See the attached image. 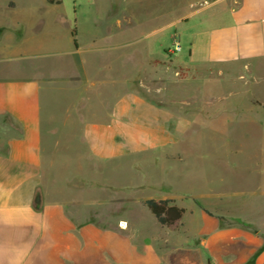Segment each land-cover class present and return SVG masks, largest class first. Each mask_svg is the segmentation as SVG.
Returning a JSON list of instances; mask_svg holds the SVG:
<instances>
[{"label": "crops", "instance_id": "0c3cea01", "mask_svg": "<svg viewBox=\"0 0 264 264\" xmlns=\"http://www.w3.org/2000/svg\"><path fill=\"white\" fill-rule=\"evenodd\" d=\"M195 14L198 27L187 60H146L153 72L148 79L160 85V93L169 83L192 90L199 78L209 85L246 80L244 74L254 82L256 76L264 80V0H213L197 6ZM80 65L79 79L0 75V264H264V225L231 217L222 224L199 209L201 227L186 257L183 243L172 242L182 233L174 226L159 225L168 237L137 242L127 213L149 198L136 199L134 183L104 174L126 171L129 165L119 160L134 153L177 142L178 130L169 131L168 124L182 123V109L176 104L172 112L167 96L147 99L129 87L104 113L105 120L99 100L93 111L83 108L82 116L73 108L85 105L83 100L63 105L49 99L56 110H42L43 85L51 91L89 81L85 61ZM169 65L187 76L166 79ZM95 83L89 85L95 88ZM199 244L207 247L205 257Z\"/></svg>", "mask_w": 264, "mask_h": 264}, {"label": "rangeland", "instance_id": "374dc122", "mask_svg": "<svg viewBox=\"0 0 264 264\" xmlns=\"http://www.w3.org/2000/svg\"><path fill=\"white\" fill-rule=\"evenodd\" d=\"M212 1L60 0L59 4H49L46 0H0L3 78L46 79L55 74L79 79L80 59L85 61L83 69L89 81L51 91L43 85L42 110H56L57 106H48L49 99L63 105L83 100L85 105L73 108V113L79 111L82 116L83 108L93 111L99 100L100 118L105 120L104 113L129 87L147 99L167 96L172 112L180 105L182 123L168 124L169 131L178 130L177 142L119 160L129 168L115 176L105 172L104 178L134 183L136 199L167 197L185 209L184 217L172 225L183 233L172 242L183 243L185 257L201 227L199 210L218 217L222 224L225 217H231L250 218V223L264 225L261 76H256L257 82L244 74L246 80L235 77L213 85L199 78L187 91L169 83L162 93L160 85L148 79L153 72L147 69V58L187 60L189 40L198 27L197 6ZM186 16L188 20L183 19ZM174 41L181 46L180 52H173ZM161 73L164 76V71ZM166 76L178 80L187 75L175 73L169 65ZM90 80L96 82L95 88L89 85ZM161 153H168V160L161 158ZM127 214L135 226L137 242L149 243L144 240L151 236L168 237L142 202ZM199 248L200 257H205L207 247L199 244Z\"/></svg>", "mask_w": 264, "mask_h": 264}, {"label": "trees", "instance_id": "16d2710c", "mask_svg": "<svg viewBox=\"0 0 264 264\" xmlns=\"http://www.w3.org/2000/svg\"><path fill=\"white\" fill-rule=\"evenodd\" d=\"M49 4H59L60 0H46ZM172 199H146L142 203L154 216L157 223L169 227L181 220L184 210L173 204ZM210 215V213L206 212Z\"/></svg>", "mask_w": 264, "mask_h": 264}, {"label": "built area", "instance_id": "2783aa9c", "mask_svg": "<svg viewBox=\"0 0 264 264\" xmlns=\"http://www.w3.org/2000/svg\"><path fill=\"white\" fill-rule=\"evenodd\" d=\"M173 46H174V51H173L174 53L181 51V46L179 45L177 41H174Z\"/></svg>", "mask_w": 264, "mask_h": 264}]
</instances>
